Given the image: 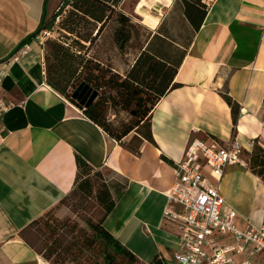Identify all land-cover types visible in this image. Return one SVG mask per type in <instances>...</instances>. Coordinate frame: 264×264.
<instances>
[{"label":"crops","instance_id":"obj_1","mask_svg":"<svg viewBox=\"0 0 264 264\" xmlns=\"http://www.w3.org/2000/svg\"><path fill=\"white\" fill-rule=\"evenodd\" d=\"M202 1L208 7L175 85L149 112L152 139L133 147L116 141L46 82L43 44L31 38L18 47L59 0H0V67L7 68L0 94L13 104L0 134V264H53L22 231L71 192L78 158L95 169H112L124 180L102 226L149 264L158 253L172 259L179 248V229L164 209L176 179L175 163L190 139L236 136L249 166L254 151L264 157V0ZM137 2L133 13L141 16L137 11L142 9L147 19L149 14L154 18L150 9L156 3L165 6L160 0ZM218 191L226 207L235 210L238 227L264 223L263 175L227 166ZM251 260L263 263L257 255Z\"/></svg>","mask_w":264,"mask_h":264},{"label":"trees","instance_id":"obj_2","mask_svg":"<svg viewBox=\"0 0 264 264\" xmlns=\"http://www.w3.org/2000/svg\"><path fill=\"white\" fill-rule=\"evenodd\" d=\"M121 2L122 0H62L61 5L57 7L51 18L49 20L43 18L38 28L31 35L34 38L41 30L50 31L64 8L69 6L68 14L59 22L60 37L64 40L59 38L45 42L46 50L44 47L43 62L46 82L80 107L86 117L99 125L116 141H121L132 130H137L141 124L145 126V133L141 135V139L151 140L149 112L156 101L169 88L174 87L173 79L183 55L178 58H170L167 54H155L144 49L124 74L113 70L111 66L104 67L97 58L89 56L88 50L98 40L106 22L110 21L113 16L120 25L113 34V41L117 47L123 48L129 40V31L124 30V27L130 23V18L127 14L117 10ZM181 2L184 17L192 30L196 31L202 23L208 7L207 4L202 0H181ZM81 28L84 29V33L81 32ZM31 35L26 36L18 44V47L29 42ZM81 83L87 84L96 91L95 98L85 108L72 98V93ZM69 88L73 90L71 94L68 91ZM100 88L106 90L104 92V94L106 93V100H114L115 105H119L121 109L127 111L134 118L133 124L118 131L105 121L101 102L98 98ZM224 98L232 106V111L235 112L229 96L224 94ZM233 118L235 121V113ZM76 163L77 175L72 190L77 188L80 193L89 195L92 193L89 174L96 169L79 158ZM250 169L264 176V157L257 151L251 155ZM122 189L113 198L106 186L102 185L99 188L96 198L103 205L105 213L101 220L93 226L104 240L105 245L111 247L112 255H108L111 259H113V255L118 254L140 262L102 226V219L112 209ZM64 199L65 197L55 206L63 202ZM50 209L31 221L28 226L39 221ZM58 249L66 251L69 249V244L65 247H62L61 243L55 245L47 254L42 256L49 260ZM165 262V258L158 253L149 264H165Z\"/></svg>","mask_w":264,"mask_h":264},{"label":"rangeland","instance_id":"obj_3","mask_svg":"<svg viewBox=\"0 0 264 264\" xmlns=\"http://www.w3.org/2000/svg\"><path fill=\"white\" fill-rule=\"evenodd\" d=\"M153 2V0H151ZM59 0L53 12L46 18L49 20L57 7L61 5ZM150 9L151 19L145 18L144 11L133 13L136 0H122L117 10L127 14L130 23L124 27L129 31V40L119 49L113 41V34L120 25L115 21V16L106 22L97 41L88 50L89 56L97 58L104 67L111 66L113 70L124 74L133 63L138 54L146 49L155 54H167L170 58H178L185 54L194 31L182 13L181 0H160ZM153 5V4H152ZM150 3L147 8H151ZM142 6V4H141ZM70 7H65L50 31L43 35V45L50 39L61 38L60 21L68 14ZM156 20V21H155ZM84 33V29H80ZM61 40H64L61 38ZM73 92L71 88L68 90ZM99 102H101L103 117L110 126L118 131L127 128L134 123V118L114 104V100H106L105 89L99 90ZM117 100V99H116ZM145 133V126L141 124L137 130H132L121 141L128 142L136 147ZM126 138V139H124ZM258 170V168H255ZM92 183V193L85 195L77 188L65 196L63 202L50 209L39 221L27 226L22 231L23 238L41 255L47 254L51 248L61 243L62 247L69 244V249H58L49 261L54 264H144L129 259L123 255H112L111 247H107L99 236L94 224H97L105 213L104 207L96 198L99 188L104 185L109 189L113 198L116 197L124 185V180L112 169L103 167L93 170L89 174ZM64 240V241H63ZM55 242V243H54ZM165 264H175L172 259Z\"/></svg>","mask_w":264,"mask_h":264},{"label":"built area","instance_id":"obj_4","mask_svg":"<svg viewBox=\"0 0 264 264\" xmlns=\"http://www.w3.org/2000/svg\"><path fill=\"white\" fill-rule=\"evenodd\" d=\"M47 32L41 30L35 40L43 44ZM27 48L24 46L21 53ZM6 71V66L0 67V90ZM12 106L0 94V134L2 118ZM236 164L250 167V157L236 136L188 141L175 163L176 179L167 194L169 206L164 209V215L179 229V248L172 254L175 264H253L252 255L264 264V223L238 227L235 210L226 207L218 191L224 170Z\"/></svg>","mask_w":264,"mask_h":264},{"label":"water","instance_id":"obj_5","mask_svg":"<svg viewBox=\"0 0 264 264\" xmlns=\"http://www.w3.org/2000/svg\"><path fill=\"white\" fill-rule=\"evenodd\" d=\"M33 38V35L30 36ZM96 91L87 84L81 83L76 90L72 93V98L76 100L84 108L87 107L95 98Z\"/></svg>","mask_w":264,"mask_h":264},{"label":"bare ground","instance_id":"obj_6","mask_svg":"<svg viewBox=\"0 0 264 264\" xmlns=\"http://www.w3.org/2000/svg\"><path fill=\"white\" fill-rule=\"evenodd\" d=\"M146 16V15H145Z\"/></svg>","mask_w":264,"mask_h":264}]
</instances>
